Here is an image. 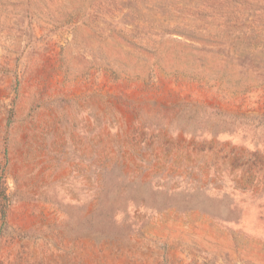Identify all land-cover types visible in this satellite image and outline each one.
I'll use <instances>...</instances> for the list:
<instances>
[{"label":"rangeland","instance_id":"rangeland-1","mask_svg":"<svg viewBox=\"0 0 264 264\" xmlns=\"http://www.w3.org/2000/svg\"><path fill=\"white\" fill-rule=\"evenodd\" d=\"M0 264H264V0H0Z\"/></svg>","mask_w":264,"mask_h":264},{"label":"trees","instance_id":"trees-1","mask_svg":"<svg viewBox=\"0 0 264 264\" xmlns=\"http://www.w3.org/2000/svg\"><path fill=\"white\" fill-rule=\"evenodd\" d=\"M254 165V164H253Z\"/></svg>","mask_w":264,"mask_h":264}]
</instances>
